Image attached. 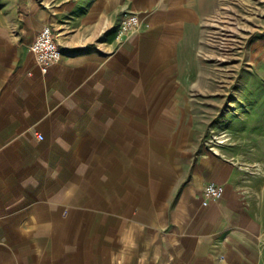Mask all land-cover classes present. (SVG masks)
<instances>
[{
    "label": "crops",
    "instance_id": "1",
    "mask_svg": "<svg viewBox=\"0 0 264 264\" xmlns=\"http://www.w3.org/2000/svg\"><path fill=\"white\" fill-rule=\"evenodd\" d=\"M240 1L255 9L264 5V0ZM227 2H0V251L19 250L13 239L26 235L39 239L32 250L40 251L42 235L53 240L58 225L65 229L60 234L70 235L73 221L86 219L90 210L99 221L120 218L113 207L121 201L134 214L138 192L132 186L137 183L130 155L132 148L135 171L141 91L137 58L155 51L157 55L148 58H157L163 53L158 50L171 41L178 48L200 43L206 19L216 20L219 11L228 10ZM122 12L147 18L146 30L117 40ZM45 26L51 27L61 57L44 74L30 48ZM169 29H176V40H171ZM120 171L129 183L128 196L121 200L113 193L107 199L112 210L106 212L105 183L115 182ZM187 173L188 181L175 187L163 188L162 182L160 196H154L155 183L140 192L145 218L152 222L134 230L144 240L132 244L145 242V264H264L260 192L248 190L251 186L237 179L232 165L218 170L210 157H197ZM207 182L222 184L225 191L221 199L203 207ZM153 198L162 205L158 212L149 211ZM24 243L16 241L17 246Z\"/></svg>",
    "mask_w": 264,
    "mask_h": 264
},
{
    "label": "rangeland",
    "instance_id": "2",
    "mask_svg": "<svg viewBox=\"0 0 264 264\" xmlns=\"http://www.w3.org/2000/svg\"><path fill=\"white\" fill-rule=\"evenodd\" d=\"M227 1L228 10L219 11L216 20L206 19L200 43L178 48L171 41L158 50L163 53L157 58H148L156 51L137 58L141 91L137 94L135 171L132 148L130 155L137 183L132 186L138 192L134 214L122 201L115 207L107 201L113 193L121 200L128 196L129 183L122 171L117 172L115 182L106 181L104 193L106 212L113 207L120 218L99 221L90 210L86 219L73 221L70 235L60 234L65 232L60 225L53 240L42 235L40 251L32 250L38 238L18 237L24 239L23 247L14 238L13 247L19 250H1L0 264H145V242L132 244L144 240L134 230L152 222L145 218L146 203L140 192L155 185L157 197L162 182L163 188H171L188 181L187 171L199 156L216 161L218 170L232 165L237 179L264 198V5L257 10L252 4ZM138 17L139 28L124 38L146 30L147 18ZM167 33L176 40V29ZM87 199L90 203L92 196ZM161 206L154 200L149 211L158 212Z\"/></svg>",
    "mask_w": 264,
    "mask_h": 264
},
{
    "label": "built area",
    "instance_id": "3",
    "mask_svg": "<svg viewBox=\"0 0 264 264\" xmlns=\"http://www.w3.org/2000/svg\"><path fill=\"white\" fill-rule=\"evenodd\" d=\"M140 26L138 15L130 12H122L119 17L115 38L122 40L127 35L136 31ZM31 53L42 73H47L49 68L61 57V51L55 40V35L49 26L43 27L31 44ZM41 135L38 139H42ZM224 186L210 182L204 185L202 190L201 205L208 206L209 203L218 201L224 195Z\"/></svg>",
    "mask_w": 264,
    "mask_h": 264
}]
</instances>
